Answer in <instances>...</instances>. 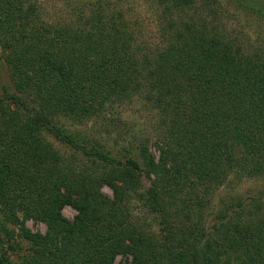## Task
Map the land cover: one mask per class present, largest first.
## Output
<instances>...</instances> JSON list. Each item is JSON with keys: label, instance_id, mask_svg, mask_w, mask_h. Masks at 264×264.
Here are the masks:
<instances>
[{"label": "trees", "instance_id": "trees-1", "mask_svg": "<svg viewBox=\"0 0 264 264\" xmlns=\"http://www.w3.org/2000/svg\"><path fill=\"white\" fill-rule=\"evenodd\" d=\"M152 1L150 44L109 0H71L53 20L39 0H0V212L39 248L24 264H264V194L203 219L216 188L264 179V42L227 29L221 0ZM224 1L264 23V0ZM134 102L149 134L110 138L112 112Z\"/></svg>", "mask_w": 264, "mask_h": 264}, {"label": "rangeland", "instance_id": "rangeland-1", "mask_svg": "<svg viewBox=\"0 0 264 264\" xmlns=\"http://www.w3.org/2000/svg\"><path fill=\"white\" fill-rule=\"evenodd\" d=\"M71 0H39L43 8V18L45 20H53L55 18L64 16L69 11V4ZM93 2L94 0H90ZM111 3L124 13L125 19L128 20L132 27H136L140 32V37L143 41L154 43L157 38L155 11L157 5L152 0H109ZM220 1V0H219ZM221 8L225 12V23L227 29L234 30L240 33L239 36H246L252 42H264V23H259L257 19L246 16L239 11L233 10L231 5H227L224 0L220 2ZM5 77V68L0 62V78ZM113 118L108 121L107 130L112 134L110 138H114L118 134H122L128 128H133L149 134L154 123V115L143 109L139 103L126 105L112 112ZM91 124V123H89ZM89 129V126L86 128ZM105 128L99 124L94 125V130H104ZM44 136L52 142L56 151L64 158H68L70 150L61 143V141L54 138L50 133ZM150 153L157 158L158 153L155 149L150 147ZM69 159V158H68ZM101 192L111 197V191L108 187L103 186ZM264 194V179H246L234 180L229 184L216 188L210 195V202L203 213L204 221L209 218L212 219L214 212L220 209V199L228 196H239L241 199L247 195L254 197L262 196ZM133 217L146 228L152 227L154 223L151 215L141 207L138 202L133 203ZM77 212L70 206H65L60 215L71 222L76 216ZM0 212V264H24V257L32 254L39 248L30 242L24 240L18 230V226L3 219ZM19 220L23 219L21 214L17 215ZM25 227L33 233L44 234L47 227L42 222L33 221L31 219H24ZM114 264H125L123 257H116Z\"/></svg>", "mask_w": 264, "mask_h": 264}]
</instances>
